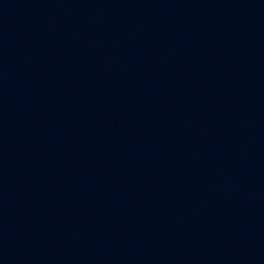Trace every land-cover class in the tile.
I'll use <instances>...</instances> for the list:
<instances>
[{
    "label": "water",
    "instance_id": "95a60500",
    "mask_svg": "<svg viewBox=\"0 0 264 264\" xmlns=\"http://www.w3.org/2000/svg\"><path fill=\"white\" fill-rule=\"evenodd\" d=\"M0 264H264V0H0Z\"/></svg>",
    "mask_w": 264,
    "mask_h": 264
}]
</instances>
